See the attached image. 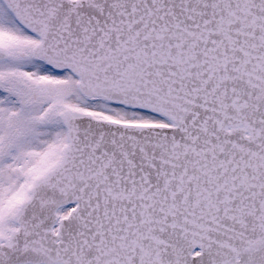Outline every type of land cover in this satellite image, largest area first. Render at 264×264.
Returning <instances> with one entry per match:
<instances>
[{
	"label": "snow or ice",
	"instance_id": "obj_1",
	"mask_svg": "<svg viewBox=\"0 0 264 264\" xmlns=\"http://www.w3.org/2000/svg\"><path fill=\"white\" fill-rule=\"evenodd\" d=\"M0 264H264V0H0Z\"/></svg>",
	"mask_w": 264,
	"mask_h": 264
}]
</instances>
